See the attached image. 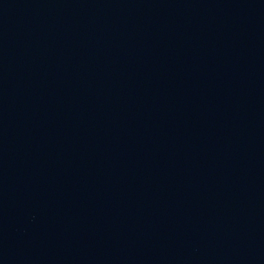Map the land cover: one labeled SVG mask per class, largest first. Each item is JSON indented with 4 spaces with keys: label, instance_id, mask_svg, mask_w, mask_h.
I'll list each match as a JSON object with an SVG mask.
<instances>
[{
    "label": "water",
    "instance_id": "water-1",
    "mask_svg": "<svg viewBox=\"0 0 264 264\" xmlns=\"http://www.w3.org/2000/svg\"><path fill=\"white\" fill-rule=\"evenodd\" d=\"M0 264H264V0H0Z\"/></svg>",
    "mask_w": 264,
    "mask_h": 264
}]
</instances>
